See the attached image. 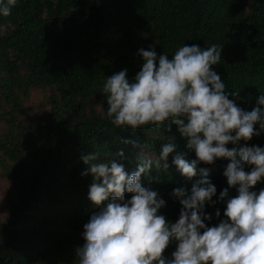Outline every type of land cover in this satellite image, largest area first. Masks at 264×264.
<instances>
[{"label":"trees","instance_id":"obj_1","mask_svg":"<svg viewBox=\"0 0 264 264\" xmlns=\"http://www.w3.org/2000/svg\"><path fill=\"white\" fill-rule=\"evenodd\" d=\"M185 44L223 47L213 71L229 98L248 112L259 106L264 95V0H18L10 16L0 15V178L14 192L0 216V264H78L84 225L98 211L89 199L93 177L81 175L86 168L81 155L91 152L101 161L117 160L131 173L143 155L155 161L162 146L174 142L168 168L154 164L142 177L144 186L165 201L159 214L176 222L182 205L174 189L190 193L204 170L217 189L213 203H206L211 219L204 223L212 227L225 219L220 193L227 188L229 198L238 194L223 175L230 160L201 163L197 175L188 179L173 163L174 156L184 155L189 162L196 156L175 124L133 130L119 128L107 117V77L126 69L134 81L143 64L139 49L151 46L158 56L172 59ZM236 91L238 96L231 95ZM37 93L42 99L33 105ZM255 127L259 136L227 147L264 148V130L259 123ZM123 139L149 147L142 155ZM121 149L124 158L116 155ZM261 189L264 180L252 191ZM176 247L173 241L165 257L171 259Z\"/></svg>","mask_w":264,"mask_h":264},{"label":"clouds","instance_id":"obj_2","mask_svg":"<svg viewBox=\"0 0 264 264\" xmlns=\"http://www.w3.org/2000/svg\"><path fill=\"white\" fill-rule=\"evenodd\" d=\"M17 2L0 0V15L10 16ZM222 50L216 44L206 49L185 44L169 59L168 54L158 56L154 47L141 48L138 55L143 64L134 81L124 69L107 77L103 92L107 117L119 128L160 127L166 121L177 126L196 156L191 162L184 155L174 156L173 163L184 177H195L201 163L231 161L223 175L238 194L229 198L227 188L220 193V200L226 201L225 219L212 227L204 223L211 219L205 213L206 203H213L217 189L202 170L203 178L192 185L190 193L174 189L182 208L179 219L169 223L159 214L165 201L144 186L142 177L150 174L154 164L168 168L175 143H165L154 161L143 155L149 145L123 139V144L141 149L143 155L131 173L115 159L101 161L95 152L81 155L86 166L81 175L93 177L89 199L98 211L84 225L85 243L76 250L78 264H264V189L252 191L264 180V148L227 147L259 136L257 123L264 130V95L250 112L229 98L225 83L213 71ZM116 155L124 158L125 152L121 149ZM173 241L177 247L168 259L164 253Z\"/></svg>","mask_w":264,"mask_h":264},{"label":"rangeland","instance_id":"obj_3","mask_svg":"<svg viewBox=\"0 0 264 264\" xmlns=\"http://www.w3.org/2000/svg\"><path fill=\"white\" fill-rule=\"evenodd\" d=\"M42 99V95L40 93L35 94L33 99V105H36ZM2 126V122H0V127ZM13 190L10 184L0 178V216L5 215V208L7 207L8 202L13 198Z\"/></svg>","mask_w":264,"mask_h":264}]
</instances>
